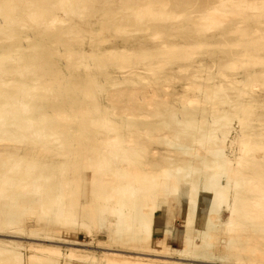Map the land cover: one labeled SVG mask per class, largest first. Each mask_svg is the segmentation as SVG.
Instances as JSON below:
<instances>
[{
	"label": "rangeland",
	"instance_id": "1",
	"mask_svg": "<svg viewBox=\"0 0 264 264\" xmlns=\"http://www.w3.org/2000/svg\"><path fill=\"white\" fill-rule=\"evenodd\" d=\"M11 1L12 0H10L9 3H11ZM18 1H12L13 6L9 4L10 7L7 5L8 0L7 2L5 1L6 3L4 0H0V10L2 9L0 20L3 23V28L5 27L4 29L0 28V34H2L0 35V49L5 53L11 52L9 46H11L10 43L14 42L18 45L21 44V46L25 45L28 47V49L22 51V58L19 59L16 55H13L14 58L17 57L15 58V61H12V63L10 61L7 62V67H11L14 70H6L4 78L19 83L20 85L18 87L13 83V89H11V87L7 88L4 101H6V103L10 101L8 103L10 107L9 111L15 110L16 112L12 111L11 113L18 114L15 116L16 118L12 114L13 117H10V119H17L19 116L21 118L22 114H24V116H22L21 119H27L28 115H25L28 114L25 113L27 111L24 110V112L21 109L26 108V110L29 109L30 111L29 115L35 119L36 126L34 125L35 123H33L35 130L31 127L32 125L30 126V130V128L25 127V124L21 127V124L20 127L22 128V132H16L0 142V166L2 159L5 158L4 153L6 151L25 152L30 157L33 164H38L33 170V173L35 172L34 174L42 173L54 177V179H51L49 182V185H53L60 193V197H64L63 205L66 207L69 216L63 222L62 219L54 214L49 216V218L44 217L42 215L43 210L41 211L37 206L26 205L22 207V205H18L16 207L7 208V211L10 214L9 217H5L4 214L0 213V224L3 226L9 221L18 224L15 226L23 227L24 230L41 229L44 224H46L47 226L44 229H41L44 232H49L54 235L64 234L67 241H77L88 246L86 248L70 247L67 245H61L60 243H49L51 244L50 246L59 248L61 252L59 256H55L56 258L51 257L57 262L54 264H104L106 257L108 256L149 261L154 257L133 255L125 253V251L133 250L132 248L134 247L137 250H141L145 246L154 247L160 250L162 249V240L171 249H182L185 247L184 237L187 229L184 224L185 221L189 222L190 226L188 229H190L192 235L196 237L194 251H197L198 245L200 253L206 255L216 253L225 257L228 264H264V234H261L260 232V229L262 230L261 226L263 225L261 218L263 217L256 219L259 223L261 221L258 226L253 224L254 221L255 224H258V222L256 223V220H253V218L251 219L248 216L250 213H253L250 210L253 207L252 204L254 200L256 201L258 198L257 200L263 205V200L259 199H261L262 194L264 195V149L261 150L257 147H252L249 153L250 163H244V161H242L234 167H226L227 170H231L232 172L230 177L226 178L224 176L222 178L223 182L228 183V185H233L232 178H237L241 183V186L237 189L238 200L236 202V205L240 208V213L235 215L234 223L230 227H226L224 224L225 220L232 216L226 207H222L216 211L214 203H209L206 197L202 196L198 199L196 196H193L194 201L198 203V208L202 209L201 212L194 213L192 205L184 204L182 202L183 194L180 193V195L174 192V187L180 186L183 189V184L186 182H193L197 185L202 184L205 186L204 190L206 191V187L209 185V175L216 172L214 169H206L204 167L203 158L207 161H212V157L207 154L204 148L196 141L200 138L201 133L194 130L193 126L195 125L192 124V127H185L182 124H178L179 121L182 123H196L195 127H197V125L198 127L202 126L203 124L202 130L204 133L209 129L210 124L205 123V121L211 120L209 119L208 114L213 106L225 110L228 114L232 115L233 119H235V122L232 124L236 126V129H240L245 135H249L248 138H242L241 135H239L235 138V141L228 138L225 143H223L226 148L225 152L232 157L233 163L237 162L239 154H242V151L245 148L242 142L264 145V68L251 67L248 65L243 68L230 70L224 67L227 62L231 60L237 61L239 59V55L242 52L243 41H246V43L248 42L247 48L255 53L253 50H256L257 44L251 42V32L259 28V25L257 26L258 21L256 18L250 17L248 21L242 24L246 25V27L248 26V37L241 38L239 35L229 36L230 34H228L222 42L216 41L214 38L206 39V43L209 44L207 49L205 47L203 53L201 52V55H199L200 52H197L192 58V60H195V65L198 63L196 68L180 70L178 69V66H184L188 61L185 62L184 59L181 58L182 55H178L181 58L179 59V57L172 55L173 53H171V56L166 53L167 58H173L171 60V63H174L173 65L169 64L161 70L155 71L157 72V74L154 72L156 75L140 71L141 77H148L152 81H155L154 84H147L144 80H138V84H117L111 87L109 86L111 78L107 76L110 75L112 78L114 77V79L117 78L116 80L122 81V76L119 74L120 69L116 68L123 67L125 61L121 56L119 57L118 54L115 55L118 56L119 59H115L117 57L109 54L108 50L121 49L125 44L126 49L131 51H129L130 53H134L135 55L136 53L137 55L139 54L138 58L139 56L140 58L136 61H140V67L142 68L149 61L141 57L140 53L143 50H149L158 46L156 45L157 42L149 43V39L137 43L135 40L139 38L138 36L131 37L128 34L126 35V33L123 34V30L128 31L129 29L130 31H133V28L136 26L141 29L145 27L142 24V21H139L140 18L134 17L135 15L131 10L125 11L126 13H129H125L127 15H125L126 20L129 19V21H126L125 19L118 21L117 18L115 19L117 16H113L111 13L106 14V16L102 14V12H105L104 5H106L110 12H116L121 10L123 6H125V8H129L127 6L131 5L138 7V2L134 5L136 0H134V2L133 0H129L131 1L130 4H128V0L126 3L124 2L125 0H104V2L106 1L107 3H103V6V0H96V2H93L95 3L94 5L97 4L96 6L92 3V6L89 4L88 7L87 5L81 7L82 9L87 8L86 11L85 9L81 10L86 13L88 10H91L92 7L91 11L94 10L92 12L94 13V17H92L93 15L91 14L92 19L87 18L90 17L88 16L91 13L90 11L88 14L83 13L85 16L83 17V14H81L82 12L77 10H80L81 8H77L74 11L75 17L73 16V12H62L63 9L61 11L57 10L58 12L55 13L52 9L54 8L56 10L55 7H58L56 5H59V9L63 7L61 4L56 3L57 0L56 2H50L53 0L37 1L39 3H36L35 5H40H37V8L34 6L37 13H34L36 10L33 11V6L30 7L31 4H28L29 0H24L25 2L23 0L22 2L21 0ZM44 1H49V3L53 4V7L51 4H48L50 6L46 5L47 2L45 3ZM169 1H174L173 3L171 2L174 4V7L172 4L170 5H172L171 8L173 7L175 13H181L182 15L184 13V17H186L185 13H191L193 12V9L195 10L194 12H197L199 5L202 7L200 8L202 10L204 8L203 5L205 4H202V2H206V0H200L201 3L199 0H194L193 3V1L187 0V3L186 0H182L187 6L193 4L195 7L192 6V8L190 6L191 9L186 6L187 8L182 7L181 9V5L185 4L182 3L181 0ZM15 2H18L20 5L17 4L15 6ZM120 2L122 3L120 4ZM178 2L179 4H182L179 6L176 5ZM195 2L197 5H195ZM209 2H211V0ZM23 4L24 6L21 10L20 7H22L21 5ZM44 5L46 6L44 7ZM25 6L30 7V9ZM42 6L44 9L46 8V10H44ZM177 6L180 8L177 9ZM204 6H206V4ZM4 7H6V10L8 8V11L10 10V16L14 14L12 15V18L9 16V13L7 14L8 11L4 10ZM24 7L30 11L25 10ZM66 7L64 8L66 9ZM17 8L20 12L17 11ZM31 10L35 15H40L39 18L37 15L34 17L35 15L32 14L33 17L31 19ZM47 10L48 14L53 12L56 15L57 21L55 22V25H50L48 21L49 19H47L49 17L43 19V22L41 21V16L44 18L49 16L45 14ZM51 10L52 12H50ZM23 11H27L26 13L28 16L30 14V18H27V14H24ZM4 12L6 13V16ZM69 13L73 17L68 16L67 14ZM15 14L17 16H15ZM41 14H45L46 16ZM79 14L83 17L81 20ZM2 15L5 18L1 17ZM20 15L23 17L25 15L27 20L25 17L20 18ZM76 15L79 16V21L78 19H74L77 17ZM111 15V18L114 19V23L113 19H109ZM98 16H102V18L100 19ZM132 16L134 19H132ZM174 16L176 15H169L170 18H174ZM144 17L148 19L151 15H145ZM153 17L155 16H152L150 18L151 20L148 19L146 21V18L143 20L146 21L150 27H154L163 18V16L156 17L155 19ZM2 18L8 20V22L4 20V23ZM67 18L68 21L66 20ZM19 19H22L25 23H21L22 20L20 21ZM37 20L38 23L42 22L43 24L45 22L44 24H46L47 22V25L49 24V27L46 25V27L50 28V30L46 28L49 33L47 31L45 32L46 29L42 30L44 29L43 25L39 27L38 23L37 25L35 24ZM72 20L74 21L72 22ZM82 20L83 22H81ZM85 20L87 21L85 22ZM255 20L257 23H253V21L256 22ZM133 21L136 23L139 22L138 24H141L142 26H139L138 24L136 25ZM251 21L253 26L251 25ZM9 22H13V25L19 29L23 27L22 31L24 33L21 30H15V27L12 26L11 23L10 27ZM99 22L101 24L99 25L102 27H104L103 23H105V29L99 27ZM163 22L164 18L161 20V23ZM18 23L20 25L25 24V26L19 27ZM231 23V29L235 28L237 23ZM7 24H9V27ZM255 24L257 26L256 28L254 27ZM35 25L37 28L39 27L42 29H34V27H36ZM186 28L184 36L186 39H184V37L182 39V37L178 36L174 41H177L178 44L205 42V39H201L200 34H198L199 36L196 34V28L190 26ZM58 29H60V32L62 33L73 29V32L74 30L76 31L74 32L76 36H72V39L70 37L69 39H64L69 43L66 44V41L59 38L62 37V34L58 32ZM3 30H7V32L4 31L3 33ZM116 30H118V34H116ZM14 31L17 36L13 33ZM52 31L54 34L51 33ZM122 31L123 33H121ZM29 32L32 36L34 35L33 37L35 40L32 39L28 44H25V42L22 44L21 37L26 36ZM99 32H102L103 34H100L101 38L98 37ZM22 33L24 35H21ZM96 33L98 35H96ZM90 34L91 36H88ZM120 34L125 36L123 37ZM150 34H152V32H149V35ZM194 34L197 39L193 37ZM5 35L7 38L2 37ZM11 35L14 37L10 38V42L8 41V38L11 37ZM56 35L58 36V39ZM107 35L109 36L107 37ZM44 36L45 39L43 38ZM55 38L57 42L59 41L58 43L55 41ZM60 39L62 40L60 41ZM198 39L200 42H198ZM5 40L8 42L5 43ZM92 40L101 41L102 45L92 44L91 47L90 41ZM165 40L168 43L172 42V39ZM212 40L214 41L213 43L211 42ZM254 41H256V39ZM19 42L21 43L19 44ZM206 43L204 44L206 45ZM217 43H220V45ZM214 44L216 46H214ZM211 45L213 46L211 47ZM223 45L225 46L222 48ZM5 47L8 50L5 49ZM31 49L33 51V56ZM1 50L0 53L2 52ZM69 51L73 52L72 58L69 59L70 61L65 59ZM106 52L110 56H107ZM175 53L178 52H174V54ZM258 53H260L258 54L259 56L264 57V52ZM91 54L94 58L90 57L92 56ZM102 54L104 55L103 60L100 59ZM80 56H82L83 59H81ZM97 57H99V61ZM141 58L144 62L141 61ZM161 58L163 59V57ZM161 58H159L157 62L162 61ZM167 58H164L163 60ZM16 60H20V63L19 61L16 62ZM101 61L102 65L100 64ZM134 61L135 60L133 59L132 62ZM14 62L16 63L13 64ZM66 62L70 63L67 64ZM107 62L112 64H108ZM154 62L156 63V60H154ZM189 63L190 62L187 64ZM16 64L18 66H15ZM65 64L70 65L68 69ZM104 64L106 65L104 66L105 69H103ZM141 64L144 65L142 66ZM214 64L216 67H213ZM114 65L116 70L113 68ZM99 66H101L100 68L102 69L99 68L98 70ZM7 67L5 66V68ZM109 68L112 71L109 70ZM113 72L115 73V76L118 74L116 78L113 75ZM193 75L197 76L196 80L192 78ZM208 78L212 79L214 83L208 81ZM105 79H109L110 81L107 83V80ZM250 79H256L255 83L250 84ZM214 84H218L222 90L218 85L217 88ZM24 85L28 86L27 93L30 95V97L27 96L28 99H26V94L23 91L25 87ZM34 85L37 86L36 90L31 89ZM217 89L222 92L217 91ZM19 90H22V92H19ZM32 91L35 93H32ZM18 92L21 96L17 95ZM24 94L25 96H23ZM14 96H17L15 101L13 99ZM18 96H20L21 99H19ZM206 97H209L210 100H206ZM188 99L194 100V102H192L193 106H190L191 103H188ZM16 100H19L20 103H18L21 104V106L18 103L16 104ZM18 109H21L22 113L21 111L20 113H17L19 112ZM112 111L115 113L113 114ZM239 119H246V123L243 125L237 124ZM2 120L3 119H0V125ZM41 128H46L48 130H46L47 135L44 136V129ZM49 130L55 133L57 140L59 139L64 143L62 147L55 148L53 146L54 135L49 134ZM18 131H20V129ZM35 132L39 134V139L35 136L32 137V133ZM35 139H38L39 141ZM113 139H115V142H119L121 147L128 149V151H124V155L129 161L128 164L120 163L123 158V155H121L122 152L119 154L117 150L113 148L111 151L114 153H110V155L112 154L111 156L113 159L116 160L115 162L113 160V163H116L113 166H117L122 172L130 173L132 177L129 178V180L134 178L135 174L149 173L156 175L158 182L160 183L157 188H153L152 185L146 186L147 194L144 196H138L136 204L137 210H135L134 213L135 218L140 216L155 222V224H153V238L151 239L148 238V240H146L147 236L134 226V240L128 241V237L125 235L119 238V240L115 237V233L111 231L113 226H110L108 223L110 220L109 217L101 214V208L104 204L103 189H109L110 186H117L120 183L119 178L113 177V172L106 173L108 170L101 168L102 158L105 157L109 160L112 159L107 152L109 150L105 148V143L109 140L113 141ZM168 142L182 145L183 147L178 148V146H173ZM185 147L187 149H185ZM176 167L182 169L190 167L197 171L189 175L187 179H183L182 175H177L172 178L168 177L166 179L164 171L172 172ZM64 184H66V187ZM63 186L65 190H63ZM30 187L29 189L24 187L26 191L23 187L22 189H15L13 193L14 195H19L34 190V187ZM61 189L63 191H61ZM9 194H11V192L8 191L4 195L6 196ZM38 194L35 198H38L37 200L39 201L42 197ZM0 197L2 198V196ZM262 199H264V197H262ZM1 200L2 199H0V202ZM4 201H7V199L2 200V202ZM258 214L260 216L262 212ZM105 221V228L108 229V232H103L104 230L99 227L100 223H104L105 225ZM259 227L261 228L259 229ZM20 237L21 238L16 240L23 242L25 245L43 247L48 244V242H38L37 240L35 241V239L27 240L24 236ZM23 251L24 249L21 248L20 252L24 254V261H22L21 264H45L41 263L42 260H39L38 262L35 261V263L32 261L30 262L25 256L30 254L29 252L31 251L28 250V248H26L24 252ZM39 253L38 256L40 257L46 256V253ZM2 257H0V264H14L13 262H7L5 256ZM192 263L197 264L190 262V264Z\"/></svg>",
	"mask_w": 264,
	"mask_h": 264
},
{
	"label": "bare ground",
	"instance_id": "2",
	"mask_svg": "<svg viewBox=\"0 0 264 264\" xmlns=\"http://www.w3.org/2000/svg\"><path fill=\"white\" fill-rule=\"evenodd\" d=\"M5 1L7 2V0H4V2ZM12 1H18V0H12ZM12 1H11V3H9L10 0H8V4L7 5L11 4L13 6V2ZM37 1H39V0H29L28 4H31L30 7L33 6V8H32L33 11L36 10V9H34V6L36 7L37 5H39V4L35 5L36 3H39ZM40 1H43V0H40ZM49 1L48 2L44 1V2L45 3L47 2L46 5L51 4V6H52L53 4L49 3ZM117 1H120V0H117ZM126 1L127 0H125L124 2L126 3ZM131 1L128 0V2H129L128 4H130ZM176 1H179V0H176ZM191 1H193V3H194V0H191ZM202 1H205V0H202ZM209 1L210 0H206V2H208V3L202 2V4H204V3L206 4V6H204L205 4L203 5L204 8L202 10L200 9L202 7L199 5L200 7L198 6V8L200 9V11L198 9L197 12H194L195 10L193 9L192 10L193 12L185 13L186 17H184L183 16L184 13H183V15L181 13H177V14L175 13V11L173 9L174 4H172L174 1L172 2V1H169V0H136L134 2V0H133L134 5L137 4V2L139 3V5L137 4L138 7L131 5V6H127L129 8H125V6H123V8L119 7V8H121V10H119V11L110 12L109 9L106 7V5H104L107 2L106 1L104 2V0H103L102 1V6L104 5L103 7L105 8V12H102L103 15L106 16V14L111 13V14H113V16H117V17H115V19L117 18L118 21L124 20V19L126 20L125 15L128 12L126 13L125 11H127V10L130 11L131 10L132 13L135 15L134 17L140 18L139 21L140 22L142 21V24L145 26L143 29H141L140 27L137 28V26H136V27L133 28V31H130L128 29V27H127L128 31L123 30L124 33H123V31L121 33H123V34L126 33V35L128 34L131 37L138 36L139 38L138 39L136 38L137 40H135L137 43H140V41H142V40H148L149 39V41H148L149 43L150 42L151 43L157 42L156 45H158V46L153 47V48L151 47L152 49H149V50H143V51L141 50L142 51L140 53L141 57H143L147 61H149L147 64H145V65L143 64L144 67H142V68L140 67V61H138L139 63L136 61V60H138L140 58V56L138 58L139 54L137 55V53H136V55H135L133 53L134 54L133 55L132 53H130L131 51L129 50L130 51L129 52L126 49L125 44H124L123 47H121V49L108 50L109 51L108 53L112 54V56L113 55L116 56L115 54H118L119 57L121 56V58L125 61V64H124L123 67L121 66V68H118L116 66L117 67L116 69H120L119 70V72H120L119 74L122 76L121 77L122 81L121 80H116L117 79L116 76H118V74H116V76H115V73L113 72V75L115 76L116 79H114V77L112 78L110 75L107 76V77H110L111 81L109 79H105V80H107V83H108V81H110L109 86L113 87L114 85H117V84H130V85L138 84L139 83L138 80H144V81H146L147 84H154L155 81H152L148 77H141V72L140 71H144L145 73L147 72V73H150V74L154 75L155 73L157 74V72H155V71L161 70L162 68H164L165 66H167L169 64L173 65L174 63H171V60L173 58L172 59L167 58L166 57V53H168L170 56H171V53H173L172 55H174L176 57H179L178 55H182L183 57L181 56V58H183L185 62L186 61L190 62L189 64H187L188 62H186V64L184 66H178V69L187 70L188 68H196L198 63H197V65H195V60H192V58H193V56H195L194 55L195 53L200 52L199 55H201L203 53V51H204V48L206 47V49H207V46H209V44L206 43V39L214 38L216 41H221L222 42V40L228 34H230L229 36H231V35L232 36L233 35H239L241 38L248 37V35H249V31L247 29L248 26L246 27V25H242V24L244 22L248 21V19L250 17H252V18L255 17L256 20L258 21V23H257L256 20H255L256 22L253 21V23H257V26L259 25V28L255 29L257 27L256 24H255V26H254L255 28L253 27L255 30L251 32V35H252V38H251L252 41L251 42L257 44L256 50L255 49L253 50L255 53L251 52L247 48L248 42L246 43V41H243L242 42V52L239 55V59L237 61L236 60H231V61L227 62L224 65V67L227 68V69H230V70L243 68V67H246L248 65H250L251 67H262V68H264V57L258 55V54H260L258 52H264V19H263L264 18V0H211V2H209ZM18 2L14 3L15 6L17 4H19ZM21 2H22V0H21ZM50 2H56V0L55 1L53 0V1H50ZM93 2H96V0H57L56 3L61 4V6H63V7H61L59 9L58 8L59 5H56V6H58V7H55L56 10L54 8L52 10L55 13H57L59 10L61 11L62 9H63L62 12L63 11L64 12H73V14H74L73 16L75 17L74 11L77 8L84 7V5L85 6L87 5V7H88L89 4H90V6H92ZM181 2H182V0H181ZM186 2H187V0H186ZM5 3H3V4H5ZM109 3H110V1H109ZM121 3L122 2H120V4ZM182 3H185V2H182ZM200 3H201V1H200ZM94 4L95 3H93V5ZM170 4L173 5L172 8H171L172 5H170ZM181 4H179V2H178V4H176V5L179 6ZM185 4L181 5V9H182V7L185 8L187 6V4L186 5ZM191 4H192V2H191ZM46 5H44V7ZM96 5H94V6H96ZM195 5H197V3ZM21 6L22 7H20V9L23 8L24 4L21 5ZM48 6H50V5H48ZM90 6H89V8H90ZM178 6H177V9L180 8ZM190 6L192 7L193 4L190 5ZM190 6H187V7H190ZM25 7H28V6H25ZM25 7H24V9H25ZM30 7H28V9H30ZM44 7H43V9H44ZM64 7H66V9ZM193 7H195V6H193ZM5 8L6 7H4V10L8 11V8H7V10ZM13 9H11V10H13ZM40 9H41V7H40ZM49 9H50V7H49ZM83 9H85V8H83ZM83 9L81 8L80 10L79 9H77V10L81 11ZM86 9H85V11H86ZM25 10H27V9H25ZM32 10H31V19H32L33 15H35L34 13L35 12L37 13V10L34 11V13L32 12ZM44 10H46V8ZM52 10L50 12H52ZM91 10H92V7H91ZM91 10H88L87 13L85 11L84 12L81 11L82 12L81 14H83V13L88 14V12L90 11L91 13L88 15L90 17H87V18L92 19L91 16L94 14V13H92L94 10L93 11H91ZM1 11H2V9L0 10V14H1ZM9 11L7 12V14L9 13ZM17 11H19L18 8H17ZM27 11H30V10H27ZM23 12H24V14L26 13L25 11H23ZM47 12H48V10L46 11V13L44 11V13L46 15H49V16H46L45 14H41V15L46 16L45 18L43 16H41L42 17L41 21L43 22V19H46L47 17H49L47 19H49L48 21H49L50 25L51 24L55 25V22L57 21L56 15L53 12L49 13V14ZM14 13H15V11H14ZM76 13H78V12H76ZM4 14L6 16L5 12H4ZM16 14H15V16H17ZM173 14H175L176 16H174V18H170L169 15L171 16ZM12 15H14V14H12ZM12 15L10 16V13H9V16L11 18L13 17ZM36 15L34 17H36ZM67 15L70 16V17H73L72 15H70V13L67 14ZM130 15H132V14H130ZM145 15H148V16L151 15V17L155 16V17H153L154 19L156 17L163 16L164 22L161 23V20L163 19L162 18L159 21L160 23L158 22V24L155 25L154 27H150L146 23V21L148 19H150L151 17L147 19L146 17H144ZM27 16H28V14H27ZM39 16L40 15H37L38 18H39ZM79 16H80V14H79ZM79 16H77L74 19H78ZM105 16H103V17H105ZM1 17H4V16L2 15ZM24 17L26 19L25 15H24ZM24 17L21 16L20 18H24ZM83 17H85L84 14H83ZM83 17L80 16V20ZM92 17H94V15ZM111 17H112V15L110 16L109 19L112 20L113 18H111ZM128 17L131 18L130 16H128ZM134 17L132 19H134ZM260 17L261 18L263 17V18L261 19ZM27 18H30V14H29V16ZM99 18L101 19L102 16H100ZM137 18H135V19L138 20ZM145 18H146V21L143 20ZM2 20L4 21L5 19L2 18ZM19 20L21 21L22 19H19ZM19 20H18V22H19ZM66 20L68 21V18ZM5 21L8 22V20H5ZM5 21H4V23H5ZM9 21H10V19H9ZM22 21H21V23H25L24 21L23 22ZM44 21H46V20H44ZM73 21L74 20H72V22ZM78 21H79V19H78ZM86 21L87 20H85V22ZM107 21H108V19H107ZM126 21H129V19L126 20ZM13 22H9V24L11 23L12 26H14ZM42 22H40L41 23L40 24V23H38V20H37V22L35 24L37 25V23H38L39 27H41L43 25L44 29L39 28V27L37 28L36 25H35L36 27H34V29L45 30L46 28L49 27V24L47 25V22H46V24H44L45 22L42 24ZM81 22H83V20ZM100 22H101V20H100ZM100 22L98 23V25L100 24ZM133 22H135V21H133ZM231 22H236L237 23L236 27L233 28V29H231V26H232ZM32 23H34V22H32ZM113 23H114V19H113ZM126 23H129V22H126ZM138 23L139 22H137L136 25ZM251 23H252V21H251ZM253 23L251 24L252 26H253ZM9 24H7L8 27H9ZM11 24H10V27H11ZM103 24H104V27L100 26L101 24L99 25V27H102V29L103 28L105 29L106 25H105V23H103ZM247 24H248V22H247ZM2 25H3V23L0 20V28H3ZM46 25L48 27H46ZM88 25H91V24H88ZM21 26H25V24H23V25L19 24V27H21ZM188 26L196 28V30H197L196 34L197 35L200 34L201 39H205L204 43H206V45L204 43H202L203 41L200 42L199 39H198V42H200V43H194V44L193 43L192 44H190V43L189 44L188 43L187 44H178L177 41H174V39H176L178 36L182 37V39H183V37L185 36V32H186L185 29H187L186 27H188ZM26 27H27V25H26ZM16 28H18V27H15V30H21V31L23 30L22 29L23 27L21 29H19V28L16 29ZM51 28H52V26H51ZM129 28H130V26H129ZM48 29L50 30V28H48ZM48 29H46L45 32ZM7 30H3L2 32L3 33H4V31L7 32ZM25 30H27V29H25ZM40 30H39V32H40ZM58 30H59L58 32H60V29H58ZM99 30H101V29H99ZM34 31H36V30H34ZM53 31L51 33H53ZM56 31H54V32L57 33ZM117 31L118 30H116V34H118ZM0 32H1V30H0ZM47 32L49 33V31H47ZM74 32H76V31L74 30ZM74 32H73V29L72 30L70 29L68 32H66V31H64L63 33L60 32V34H62V37H59V38H62L64 40V39H67V38L69 39V37H70L72 39V36H74V37L76 36L74 34ZM149 32H152V34L149 35ZM13 33L15 34V31ZM23 33L21 35H24ZM130 33H131V35H130ZM98 34L96 33V35H98V37L101 38L100 34H102V32H99ZM123 34H120V35L123 36ZM0 35H2V34H0ZM33 36L31 35L30 32L27 33L26 36H24V37L22 36L21 37L22 44L24 42H25V44L26 43L28 44V42H30L32 39H34ZM88 36H91V34L88 35ZM108 36L109 35H107V37ZM2 37H4V38L6 37L7 38L6 35L2 36ZM13 37L11 35V37L8 38L9 39L8 41H10V38H13ZM77 37H79V36H77ZM104 37H106V36H104ZM193 37H195V34H194ZM43 38L45 39V36ZM195 38L197 39V37H195ZM57 39H58V36H57ZM62 39H60V41ZM165 39H172V42L168 43ZM184 39H186V37H184ZM255 39H256V41H254ZM127 40H128V37H127ZM192 40H193V38H192ZM8 41L5 40V43H7ZM55 41L57 42L56 38H55ZM64 41H66V44H69V43H67V40H64ZM21 42H19V44ZM211 42L213 43L214 41L212 40ZM1 43H2V41H1ZM15 43L16 42L10 43L11 46H9V48L11 49V52L7 51L8 53H5V52H3L0 49L2 51L0 53V119H3L1 121V125H0V142H2L3 140H5L6 137H9V136H11L12 134H14L16 132H22V128L21 127H23L24 124H25V127L30 128V130H31V127H33V129L35 130V128L33 126V123H35V119H33L29 115V113H30L29 109L26 110V108L25 109L21 108L23 111L24 110L27 111V112L24 111L25 113H28V114H25V115H28L27 119H21L22 116H24V114H22L21 118L19 116L18 117L19 119L18 118L17 119H10V117H13L12 114L14 115V117L16 115H18V114L11 113L12 111L16 112L15 110L9 111L10 107H9L8 103L10 101L8 103H6V101H4L5 94H6V91H7L6 89L9 88V87H11V89H13L12 85H13V83H15V82H13L11 80H7V79L4 78V76L6 75V70H9V69L10 70H14L11 67H7V62L10 61L12 63V61H15V58H17V57L19 59L22 58V55H21L22 51L25 50V49H28V47H26L25 45L21 46V44L18 45L17 43L16 44ZM71 43H70V45H71ZM113 43H114V41H113ZM124 43H125V41H124ZM220 43H217V44L220 45ZM92 44L102 45V42L101 41H97V40H92V41H90L91 47H92ZM212 46L213 45H211V47ZM214 46H216V45L214 44ZM224 46L225 45H223L222 48ZM31 47H32V45H31ZM127 48H128V46H127ZM5 49H7V48L5 47ZM71 49H69V50H71ZM131 49H133V48H131ZM31 51H32V49H31ZM219 51H220V49H219ZM102 52H104V51H102ZM133 52H135V51H133ZM174 52H178L180 54L175 53L176 54L175 55ZM209 52H211V51H209ZM34 53H35V51H34ZM108 53H107V56H110ZM206 53H204V54H206ZM13 55H16L17 57L14 58ZM72 55H73V52L69 51V53L67 54L65 59H67V60L71 59ZM32 56H33V51H32ZM170 56H168V57H170ZM80 57H81V59H83L82 56H80ZM90 57L94 58L93 55L90 56ZM103 57H104V55L102 54L100 59L103 60ZM116 57L117 58H115V59H119L118 56H116ZM161 57H163V59L164 58H167V59L163 60ZM97 58H98V61H99L100 60L99 57H97ZM159 58H161L162 61H158L157 62V60H159ZM181 58L179 57V59H181ZM133 59L135 60L134 62H132ZM154 60H156V63L154 62ZM18 61L20 63V60H16V62H18ZM141 61H142V58H141ZM16 62H14L13 64H15ZM142 62H144V60ZM19 63H18V65H19ZM69 63H67V64H69ZM101 63H102V61L100 62V64ZM32 64H34V63H32ZM105 64L103 65V69H105L104 66L107 65V64L106 65ZM108 64H112V63H108ZM18 65L16 64L15 66H18ZM5 66L7 68H5ZM66 66L65 67L68 69V67L70 65H66ZM100 67L101 66L98 67V70H99ZM107 67H108V65H107ZM114 67H115V65L113 66V68ZM213 67H216L215 64L213 65ZM217 67H220V66H217ZM100 69H102V68H100ZM109 70H111V69L109 68ZM86 77H87V75H86ZM192 78H194L196 80L197 76L193 75ZM207 80L208 81H212V83H214V81L212 79H210V78H208ZM255 81H256V79H250L249 83L253 84V83H255ZM33 82H35V81H33ZM165 82H167V81H165ZM170 82H172V81H170ZM19 85H20L19 83H15V86L19 87ZM214 85L217 86L218 84H214ZM218 86H217V88H218ZM27 88H28V86H25L24 90H23L24 93L26 94V96H25V94L23 96H25L26 99H28L27 96L30 97V95L27 93V90H28ZM31 89L36 90L37 86L34 85ZM220 89H221V87H220ZM20 91L22 92V90H19V92ZM217 91H220V90L217 89ZM19 92H18L17 95L21 96V94H19ZM220 92H222V91H220ZM32 93H35V92L32 91ZM9 94H10V92H9ZM20 96H18L19 99H21ZM16 97L15 96L13 97L14 101H15ZM212 98H213V96H212ZM208 99H209V97H206V100H208ZM18 102H19V100H16V104ZM192 102H194V100L190 99L189 102H188L189 104L191 103L190 106H193ZM188 103H187V105H188ZM19 105L21 106V104H19ZM118 106H120V105H118ZM21 109L20 110L18 109L19 112H17V113H20ZM112 112H113V114L115 113L114 111H112ZM244 112H246V111H244ZM21 113H22V111H21ZM19 115H21V114H19ZM208 115H209V119H211V120L205 121V123L210 124V126H209L208 131L204 132V133H203V130H202L203 124H202V126H199V127H198V125H197V127H195L196 123L194 124V123H190V122L182 123L181 121H179L178 124H182L185 127H192L193 125H195V126H193L194 130H197L199 133H201L200 138H198L196 140L197 143L201 147L204 148V150H205V152L207 154H209L212 157V161H207L205 158H203L204 167L206 169H214V170H216V172L213 173L212 175H209V177H208V184L209 185L206 187V191L204 190L205 186H203L202 184L197 185V184H194L193 182H186L185 184H183V186H184L183 189L180 186L179 187H174V192L176 194H180V193L183 194L182 195V202L184 204L192 205V210L194 211V213L201 212L202 209L198 208V206H197L198 203L196 201H194L193 196H196L198 199H200L202 196L206 197V199H208L209 203H212V202L214 203V208H215L216 211L221 209L222 207H226V209L228 210V212L232 216L229 219L225 220L224 224H225L226 227H230L234 223L235 215L240 213V208H238V206L236 205V202L238 200L237 199V189L241 186V183L238 181L237 178H232L233 185H231V184L228 185V183H224L223 182L222 178L224 176L226 178L230 177L231 172H232L231 170H227L226 167H228V166L234 167L235 165L240 164L242 161H244V163H250L249 162L250 161V159H249L250 158V154L249 153H250L252 147H257L258 149L262 150V149H264V145L263 144H251V142H242L243 145L245 146V148L243 149L242 154L241 153L239 154V159H237V162L233 163L232 157L225 152L226 148L224 147L223 143H225L226 139H228V138L233 140V141H235V138H237L239 135H241L242 138L243 137H247L248 138L249 135H245L240 129H236V126L232 124L233 122H235V119H233L232 115L228 114V112H226L225 110H221L220 108H217V107L213 106L211 108V110H210ZM112 116H114V115H112ZM97 118H99V117H97ZM245 123H246V119H239L237 124L243 125ZM21 124H22V126H21ZM34 125L36 126V123ZM19 129H20V131H18ZM41 129H44V132H43L44 136L47 135V131L48 130L46 128H41ZM43 133H42V135H43ZM29 134H31V133H29ZM32 134H33L32 137L35 136L36 138H38V136H39V134L37 132L32 133ZM49 134H53L54 135V137H53L54 138L53 146L55 148H60V147L63 146L64 143L62 141H60L59 139L57 140V137H56L54 132L50 131ZM233 134H234V136H233ZM38 139H35V140H38ZM38 143H40V142H38ZM168 143L172 144L173 146H176V147L178 146V148L179 147L180 148L183 147L182 145H177V144H173V143H170V142H168ZM105 144H106L105 148H107L109 150V151H107L109 155H110V153H114L113 151H111V149L115 148L119 154L122 152L121 155H123V158H122L120 163H122V164L123 163H127L128 164L129 161L126 159V156L124 155V151L125 150L128 151V149H126L125 147H121L119 142H115V139H113V141L109 140ZM209 145H211V146H209ZM185 149H187V148L185 147ZM127 153H125V154H127ZM4 154H5V158L2 159L1 166H0V168H1V171H0V194L1 195L0 196H2V198L0 197V199H2V200L3 199H7V201L2 202V200H1V202H0V213L4 214L5 217H9L10 214L7 211V208L16 207L18 205H22V207H24L26 205H33V206L39 207V209L41 211L43 210L42 215L44 217L49 218V216L54 214L58 218L62 219V221L64 222L66 220V218L69 216V214H68V211H66V207L63 205V198L64 197L63 196L60 197V193L58 192V190L55 189V187L53 185H49V182L51 181V179H54V177L51 176V175H45V174H42V173L41 174H34L35 172L33 173V170L36 168V166L38 164H33L31 162L30 157L25 152L23 153L22 151H6ZM108 154H106V155H108ZM115 154L117 155L116 152H115ZM121 155H120V157H121ZM113 160H114L113 157L110 160L105 158V157L102 158V161H101V166L102 167L101 168L107 169L108 171L106 173L113 172V177L119 178L120 179V183L117 186H114V185L110 186L109 189H106V188L103 189V202H104V204H103V206L101 208V214L103 216L106 215V216L109 217L110 220L108 221V223H109L110 226H113L111 231L115 233V237L117 239H119L123 235H125V236L128 237L127 238L128 241L134 240L135 239L134 226H136V228H138L144 235L147 236L146 240H148V238L151 239V238H153V231H154L153 224H155V222H153V221H151V220H149L147 218L140 217V216L138 218H135V214L134 213H135V210H137L136 204H137V201H138V196H144V195L147 194V188H146L147 185H149V186L152 185L153 188L159 187L160 183L158 182V178L154 174L138 173V174H135L134 178L129 180V178H131L132 175L130 173H127V172H122L117 166L116 167L113 166V165L116 164V163L115 164L113 163ZM115 161L116 160H114V162ZM104 171H106V170H104ZM195 171H197V170L196 169H192L190 167L185 168V169H182L180 167H176L172 172L171 171H164V173H165L164 176L167 179L168 177L172 178V177H175L177 175H179V176L182 175L183 179H187L189 177V175L193 174ZM64 185L66 187V184H64ZM28 186L29 187L31 186L30 188L34 187L33 188L34 190H30V192H26V193L24 192L23 194L14 195L13 191L15 189H22V187H23V189L25 190L24 187L27 188ZM29 187L27 189H29ZM63 188H64V186H63ZM63 190H65V188ZM63 190L61 189V191H63ZM8 191L11 192V194L5 196L4 194L6 192H8ZM37 194L41 195V197H42L41 200L39 199V201L37 200L38 198H35V196H37ZM260 197H261V195H260ZM262 197H264L263 194H262ZM262 197L259 200H263V205L260 204V201L257 200L258 198L257 199L255 198L256 201L254 200V202L252 204L253 207L251 206L252 208L250 210L253 213H250L248 216L251 219L253 218V220H256L257 218L263 217V218H261L262 222H263L262 223L263 225L261 224L262 225L261 226L262 230L260 229L261 227H259V229H260L261 234H264V231H263V229H264V227H263L264 226V199H262ZM261 212H262V214L259 216L258 213H261ZM254 213H255V215H254ZM251 214H252V216H251ZM257 222L258 221L256 220V223ZM260 223H261V221H260ZM260 223L258 222V224H255V221H254L253 224L259 226ZM184 224L187 227V229L185 231V237H184V240H185L184 241V243H185V247L184 248L179 249V250L171 249L162 240V242H161L162 249H160V250L157 249V248H154V247L152 248V247L145 246L141 250H137L134 247V248H132L133 250L125 251V253H129V254H133V255L154 257L153 259H150L149 261H142V260H136V259H128V258H120V257L108 256V257H106V260H105L104 264H190V262H194V263H197V264H225V263L228 264L225 257H222V256H220V255H218L216 253H212L210 255H206V254L200 253L198 245H197V251H194V249H195L194 248V243H195L196 237L194 235H192V233L190 232V229H188L189 226H190L189 222L185 221ZM15 225H18V224H14L13 222L11 223L9 221L3 226L0 224V257L5 256V259L7 260V262L9 261L10 263L13 262L14 264H21L22 261H24V254H22V252H20L21 248L24 249V251L26 250V248H28V250L31 251V252H29L30 254L25 256L28 260H30V262L32 261V262L35 263V261L38 262L39 260H42L41 263H45V264L46 263L47 264L52 263V264H54L56 261L53 260V258H51V257L56 258L55 256H59L61 254V252H60L59 248H54V247L50 246L51 244H49V243H53V244L54 243H60L61 245H67V246H70V247H84V248L88 247V246H85L84 244H81V243H79L77 241H67V239L65 238L66 236L64 234H59V235L55 234L54 235V234H51L49 232H44L41 229H44L47 226L46 224H44V226L41 229H35V230H32V229L24 230L23 227H19V226H15ZM237 225H239V224H237ZM105 226H106V221H105V225H104V223H100L99 224V227L104 230L103 232H108L107 231L108 229L105 228ZM108 228H109V226H108ZM20 236L26 237L25 239H27V240L28 239L29 240L30 239H35V241L37 240L38 242L39 241L48 242V244H46V246H43V247L34 246V245H25L23 242H20V241L16 240L18 238H21ZM100 249H102V248H100ZM39 252L46 253V256H43V257L38 256V254H40ZM44 261H46V262H44Z\"/></svg>",
	"mask_w": 264,
	"mask_h": 264
}]
</instances>
